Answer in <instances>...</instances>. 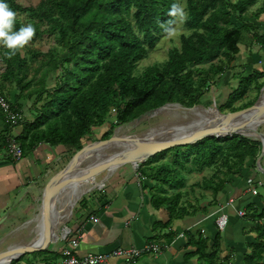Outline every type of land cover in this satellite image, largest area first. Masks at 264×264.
I'll return each instance as SVG.
<instances>
[{
    "label": "trees",
    "instance_id": "obj_1",
    "mask_svg": "<svg viewBox=\"0 0 264 264\" xmlns=\"http://www.w3.org/2000/svg\"><path fill=\"white\" fill-rule=\"evenodd\" d=\"M257 1L187 0V26L192 34L181 38V47H174L163 65L154 64L135 74L139 61L148 54L147 45L153 46L176 22L178 14L170 13L175 0H41L36 6L25 7L8 0L17 13L15 29L24 25L19 13L27 12L35 28L31 39L41 31L40 24L47 22L48 31L59 34L58 39L69 54L62 67L61 82L47 92L36 118L22 124L17 140L23 153L40 143L62 146L64 150L81 149L84 138L91 135L94 127L105 123L111 108L116 109L117 126L169 102L185 107L201 104L202 88L228 70L240 51L244 30L253 29L252 25L236 26L232 18L243 19ZM260 11L264 12V6ZM130 15L135 19L137 31L128 19ZM253 37L264 46V36L253 34ZM0 51L6 65L4 76L15 80L19 88L18 100L29 97L32 92L25 91L41 66L27 79L30 71L27 60L16 53L9 54L6 48ZM49 56L58 69L57 61ZM205 62L210 63L208 68H200ZM195 74L200 76L199 80ZM253 81L252 75L242 77L220 110H237L234 104L246 96ZM11 107L15 112L21 110V105ZM109 135L106 131L102 137L106 139ZM5 144H8L7 138L3 139L0 149ZM260 145L241 134L211 136L155 154L152 157L158 162L172 152V161L151 168L142 166L139 172L161 185L151 194L152 205L156 209L165 208L172 219L184 218L191 211L180 203L183 194L179 189L184 182L176 173L180 174L185 163L193 161L203 170L220 162L219 171L224 176L203 181L206 188L218 193L224 188L227 176L240 175L248 158L260 154ZM171 190L174 192L170 194ZM256 230L258 240L245 255V264H264V228L256 225ZM172 234H168V239ZM191 243L197 246L195 254L205 264H220L219 236L210 250L208 239L202 236Z\"/></svg>",
    "mask_w": 264,
    "mask_h": 264
},
{
    "label": "crops",
    "instance_id": "obj_2",
    "mask_svg": "<svg viewBox=\"0 0 264 264\" xmlns=\"http://www.w3.org/2000/svg\"><path fill=\"white\" fill-rule=\"evenodd\" d=\"M250 25L253 29L245 31L248 30L251 34L244 36L243 32L239 44L240 51L223 74V87L227 90V97L237 89L242 77L254 76L246 96L241 99L242 102L249 99L264 83V46L253 37V34L264 36V18L250 22ZM215 87L217 88L214 85ZM21 130L22 125L19 128L20 133ZM61 147L40 143L27 151L20 160L0 156V220L7 219L11 224L17 222L11 220L9 212L17 209L19 199L20 204L16 212L20 214L19 217L26 218L32 215L35 217L34 219L31 217L32 221H36L39 214H31L35 209L30 193L39 192L38 184L48 176L44 182V189L51 178L47 172L52 171L63 156L61 151L64 148ZM260 154L256 157L258 166H255L256 158H248L242 173L227 176L224 188L216 193L218 198L225 199L220 205L225 204L230 198L235 199L234 206H226L223 210L229 215V223L225 230H219L215 223L217 216L215 212L220 205L211 214L215 216L214 220L212 222L202 220L201 226H195L196 222L190 217L172 219L165 208L156 209L152 205L151 194L154 189L147 182V177L140 174V177L136 178L128 172L110 181L105 187L104 196L91 200L87 208L80 210L72 219L69 228H72L74 233L79 231V227L82 229L84 226L83 237L75 254L81 257L89 252L104 253L119 247H142L157 241L165 245L161 252L148 253L131 264H205V260L195 254L197 246L191 241H197L199 236L207 238L210 250L219 236L220 264H245V255L250 252L251 244L258 240L256 225L264 228V173L259 171L264 172V155L260 158ZM142 166L150 167L148 164ZM253 188L258 190L256 194L253 193ZM238 208L246 210L249 219L247 216H238ZM92 216H96L98 220H91ZM25 226H17V229L22 232L24 230L25 233ZM58 227L61 228L60 225ZM170 232H173L172 238L168 239ZM180 232H184L185 236L179 237ZM62 237L63 235L51 240L42 251L28 252L14 259V264H56L63 256L65 247L69 245L67 240H60ZM16 245L27 246L28 241L23 240ZM112 264L125 263L122 259H114Z\"/></svg>",
    "mask_w": 264,
    "mask_h": 264
},
{
    "label": "rangeland",
    "instance_id": "obj_3",
    "mask_svg": "<svg viewBox=\"0 0 264 264\" xmlns=\"http://www.w3.org/2000/svg\"><path fill=\"white\" fill-rule=\"evenodd\" d=\"M40 1L41 0H15L17 4L24 7L36 6L40 3ZM175 2L182 6L183 14L181 15L178 13L174 25L167 28L166 32L160 35L159 40L153 46L147 45V47L149 48L148 54L144 59L139 61L135 70V74H140L145 68L154 64L163 65L169 59L170 51L174 47H181V38L185 35L187 36L192 34V30L189 29L187 26V0H175ZM263 6L264 0H258L253 6L249 8L248 12L244 15L243 19H238L236 16H234L232 18L234 24L236 26L241 24L251 26L250 22L258 21L261 17L264 18V12L260 11V8ZM19 18L22 20L24 25L29 23L32 24L27 12L19 13ZM128 19L137 31V28L135 26V19L133 18V16L130 15ZM40 25L41 31L35 36V38L30 39L29 42L23 48H20L15 52L22 58H25L30 66V71L27 75V79H30L34 75L35 70L39 66H41V71L38 73L36 79H33L31 86L25 91L32 92L29 97L23 96L20 100H18V96L20 94L19 88L17 87L15 80L9 79L4 76L6 65L0 57V96L10 102V104L13 106L21 105V110L19 111L21 114V124L19 128L21 127L23 122L31 121L36 118L39 108L42 104V101H44L47 92L61 82L63 75L62 67H64L65 59L69 56L66 48L62 46L58 39L59 34L48 31L49 23L44 22ZM247 31L244 30V36L246 34H251L249 31ZM2 49H4V47L0 45V50ZM50 54L52 56L51 58L57 61L59 66L58 69L55 68V63L53 62V60L49 59ZM221 59H224V57L222 56ZM209 64V62H205L199 65V67L208 68ZM223 74H220L219 77L213 79L215 81L211 79V81L202 88V92L204 95L201 99V105H203L205 108H212L216 111L225 114L234 110H220V107L224 104L227 99V90L223 87ZM195 78L196 80H199L200 76L198 74H195ZM214 85L217 86V88H214ZM263 88L264 85L262 86L261 84L259 88H257V91H254L251 96L249 95V99L243 102L241 100L237 101L234 104L235 109L237 108V110H239L251 106L259 98L261 90ZM182 115V113L171 109L168 111L158 112V114H156L155 116L148 117L138 122L135 126H129V124L137 120L136 118L135 120H132L128 123L116 126V109L111 108L110 112L107 115L105 123L101 127H94L92 129L91 135L84 138L82 148L87 147L93 144L94 142L108 140L111 137L116 136L117 131L120 128H124L126 125H128L129 128L125 127L124 131H121L122 137L120 139V143L123 145L129 144L130 141H133L132 137H135L137 134H141L147 131V129L156 125H165L167 123V126H170L171 128H176L185 125V119L188 123L197 119H192L191 116H189L190 119L186 117L182 118ZM6 119V113L0 108V144L2 143L3 139L8 138V136H11L10 134H16L15 127L11 126L7 121H5ZM199 119L201 120L202 117H200ZM191 124L193 123H190V125ZM255 128L256 131L264 133V123L260 125L258 124ZM106 131H109L110 135L108 138L103 139L102 136ZM248 131L255 132L251 129H249ZM248 138L256 140L251 137ZM256 141L260 142V148L262 149V141ZM79 150H62L61 152L63 153V156L61 157V160H59L57 164H55L53 170H49L47 174H50V177H52L58 171L63 169L67 165V163L72 159L73 155L76 154ZM165 152L166 150L158 154H162ZM172 155V152H168L165 157L158 162H155V157H150L148 159H144L143 161L123 164L118 166L116 170H114L112 173H109L108 170H105L99 173L98 175L92 177L91 184L94 183V187L90 191L85 192L82 196H80L73 208V211L70 212L69 218L64 223H61L59 220V225L63 228L69 227L74 216H76L80 210L87 208V204L91 203V200L102 198L104 196V192H106L105 187L107 186V184H109L110 181L115 180V178H117L118 176H124L123 174L131 172L134 177L138 178L140 177L139 168L142 167L145 162V164L150 165V168L156 167L163 162L170 163L172 161ZM0 156H2L1 158H6L10 156L7 152V144L3 145V147L0 149ZM161 157L162 155H160V158ZM220 165L221 163L219 162L213 167L199 170L197 165L194 164L193 161H190L188 163H185V166L181 169L180 174L176 173V175L179 178H182L184 182L183 187L179 189L180 191H182L183 194L180 203L182 205H185L186 208L191 211V215L187 216L186 218L190 217V219L194 220L196 222L194 224L195 226H201L202 220L212 222L215 216H212L211 214L216 208L219 207L220 204L225 202V199L223 197L218 198V196H216V193H214L212 189L206 188L203 184V181L206 178H211L216 175H220L222 177L224 176L219 171ZM256 165L258 166L257 158L255 159V166ZM259 171L261 173H264L261 170ZM47 179L48 176H45L43 182L38 184L40 187V191L37 192V197V193H30L33 201V208L35 209V212H31V214H39V208L41 205L40 195L44 186V182H46ZM146 180L149 184H151V186H153L154 191H158V189L161 187L159 183L153 180L150 181L151 179L149 180V178H147ZM172 192L174 191L171 190L170 194ZM19 204L20 200L18 199L17 209H14V213L12 211L9 212V215H11V220H16V223H8V220L4 218L0 220V248H6L9 245L16 244L17 242H22L23 240L31 241L36 236L35 229L37 227V221H32L35 217H33L32 215L30 216L33 217V219H31V217H19L20 214L16 213L18 212L17 210L19 208ZM247 217L249 219V216ZM251 218L254 219V217L252 216ZM22 225H26L25 233H23L24 230L22 232L20 229H17V226ZM26 231L28 233H26ZM60 240L62 239L60 238Z\"/></svg>",
    "mask_w": 264,
    "mask_h": 264
},
{
    "label": "bare ground",
    "instance_id": "obj_4",
    "mask_svg": "<svg viewBox=\"0 0 264 264\" xmlns=\"http://www.w3.org/2000/svg\"><path fill=\"white\" fill-rule=\"evenodd\" d=\"M262 101L264 102V95L262 97ZM175 103V102H173ZM176 110L179 113H182L183 117L197 118L194 120L193 124L191 122H187L185 119V125L182 126V131H178V129L171 128L170 126H165L162 124L156 125L147 129V131L137 134L133 138V141H130L129 144H121L120 139L122 137L121 131H124L125 127L135 126L141 120H135L133 123L126 125L124 128H120L117 131L116 136L111 142H105L97 145H92L86 151L82 152L79 157L76 159L73 168H69L66 170V173L58 180L55 195L51 198V201L47 199L45 194V187L41 194V206L38 217L36 218L37 227L35 229L36 236L31 241H28V245H16L12 244L8 247L0 248V253L8 250L12 247H28L30 245H41L43 241V233L45 230V215L46 210L49 208L51 211V221L52 224L50 226L52 232V239L58 238V236L64 235L66 232V228H59V220L61 223H64L70 216V212L73 211V208L80 198L85 192L90 191L94 187V183L91 184V178H87L84 173L81 172L82 168H93L103 163L104 161L115 157L116 155L126 154L132 152L130 156H127L122 164L132 163L143 161L149 155L148 152L140 151L141 146L146 144L149 140L153 138H164V137H175V136H183L186 134H192L199 132L200 130L205 129L208 124L218 120L221 116L219 112H209L202 107H197L193 109H185L184 107L178 106L176 104H169L163 108L162 111L168 110ZM160 111V112H162ZM258 111V108L255 112ZM202 117L200 120L199 118ZM244 116H240L235 124L239 125L243 122ZM146 119V118H145ZM144 120V119H142ZM197 120V121H196ZM264 122V115L258 118L256 123L252 125H248L244 127V133L251 138L256 140H260L264 142V138L259 135V132L256 131V126L262 124ZM251 129L255 132H249ZM119 143V144H118ZM119 165V166H120ZM118 166L110 168L108 171L112 173L116 170ZM91 184V185H90ZM41 240L39 243L38 241ZM18 256V254H9L0 258V264H11V262Z\"/></svg>",
    "mask_w": 264,
    "mask_h": 264
},
{
    "label": "water",
    "instance_id": "obj_5",
    "mask_svg": "<svg viewBox=\"0 0 264 264\" xmlns=\"http://www.w3.org/2000/svg\"><path fill=\"white\" fill-rule=\"evenodd\" d=\"M263 95H264V88L261 90V94L259 98L257 99V101H255L251 106H248L246 108H242L239 110H235L229 113H225V114L217 111L219 112V114H221L220 118L218 120H215L212 123L210 122L205 129L200 130L199 132L192 133V134H186L183 136L164 137L161 139H158L156 137L146 142V144L142 145L140 148L141 149L140 151L148 152L149 153L147 157L148 159L162 151L174 148L176 146H185V145L193 144L201 139L211 137V136L225 137L228 135L241 134V135L248 137L244 133V127H247L248 125H252L253 123H256V121H258V118L264 115V102L262 101ZM169 104H176L178 106L184 107L185 109H193L197 107H202L203 109L209 112H216V110L212 108H205L201 104H198L193 107H185L181 103H178V102H175V103L169 102L163 106L145 111L143 114L139 115L136 119L142 121V119L155 116L156 114H158V112L162 111L163 108ZM257 108H258V111L255 112ZM242 115L245 117L243 122L239 125L235 124V121ZM193 122L194 121H192L191 123ZM187 125H190V124H187ZM174 129H178V131L180 132L182 131V127H176ZM259 135L262 138H264V134L262 132H259ZM114 137L115 136L111 137L108 140L94 142L93 144L82 148L76 154H74L72 159L67 163V165L49 179L45 187V194L47 196V199L51 201V198L53 197V195H55V189H56L58 180L66 173L67 169L73 168L76 159L79 157V155L82 152L86 151L92 145H97V144H101L105 142H111L114 139ZM131 154L132 152L116 155L115 157L104 161L103 163L99 164L96 167L82 168L81 172L84 173L87 178L94 177L98 175L99 173H101L102 171L109 170L110 168L119 166L120 164H122L124 159L127 156H130ZM263 155H264V142H263L262 152L259 157L261 158ZM50 221H51V211L48 208L46 210V215H45V230L43 233V241L41 245H30L28 247H12L4 252H1L0 258L5 255H9V254H18V256L15 258L17 259L25 253L38 252V251H42L46 249V247L52 240V232L50 229V226L52 224L50 223Z\"/></svg>",
    "mask_w": 264,
    "mask_h": 264
},
{
    "label": "built area",
    "instance_id": "obj_6",
    "mask_svg": "<svg viewBox=\"0 0 264 264\" xmlns=\"http://www.w3.org/2000/svg\"><path fill=\"white\" fill-rule=\"evenodd\" d=\"M0 108L6 113V118L9 122V124L13 127H15L16 134H10L11 136H8L7 138V152L10 155V157L13 160H20L24 153L22 149L21 143L17 140V135L20 134L19 126H20V116L21 114L19 112H15L10 102L5 100L3 97L0 96ZM18 127V128H16ZM253 193L256 194L258 190L256 188H253ZM235 199L230 198L225 204L220 205L219 209L215 212L216 218L215 223L217 225V228L219 230H225L228 223H229V215L225 212H223L224 208L226 206H234ZM238 216L240 217H246L248 216L247 211L238 208L237 209ZM91 220L97 221L98 218L96 216H92ZM83 228L79 227L78 232L74 233L72 228L67 227L66 232L64 233L62 240L68 241V246L65 247L63 250V256L56 264H112V260L114 259H122L125 264H131L135 262L136 260L140 259L144 255L148 253H159L161 252L165 245L153 241L150 242L142 247H119L116 248L110 252H104V253H92L89 252L85 254L84 256H78L75 254L76 248L79 246L80 241L83 237ZM185 233L180 232L179 237H184Z\"/></svg>",
    "mask_w": 264,
    "mask_h": 264
},
{
    "label": "clouds",
    "instance_id": "obj_7",
    "mask_svg": "<svg viewBox=\"0 0 264 264\" xmlns=\"http://www.w3.org/2000/svg\"><path fill=\"white\" fill-rule=\"evenodd\" d=\"M172 15L183 14V8L178 3H173L170 10ZM17 13L13 10L8 0H0V45L14 54L23 48L35 34L34 26L29 23L15 29Z\"/></svg>",
    "mask_w": 264,
    "mask_h": 264
}]
</instances>
